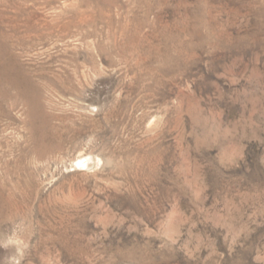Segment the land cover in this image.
<instances>
[{"label":"rangeland","instance_id":"rangeland-1","mask_svg":"<svg viewBox=\"0 0 264 264\" xmlns=\"http://www.w3.org/2000/svg\"><path fill=\"white\" fill-rule=\"evenodd\" d=\"M0 77V264H264V0H0Z\"/></svg>","mask_w":264,"mask_h":264},{"label":"bare ground","instance_id":"bare-ground-1","mask_svg":"<svg viewBox=\"0 0 264 264\" xmlns=\"http://www.w3.org/2000/svg\"><path fill=\"white\" fill-rule=\"evenodd\" d=\"M3 75H5V76H8V71H6V72H1ZM8 73V74H7ZM1 78V77H0ZM81 161H83L82 159H81ZM88 162V160H86L83 164H86ZM89 163V162H88ZM82 164V163H81ZM88 165V164H87Z\"/></svg>","mask_w":264,"mask_h":264}]
</instances>
